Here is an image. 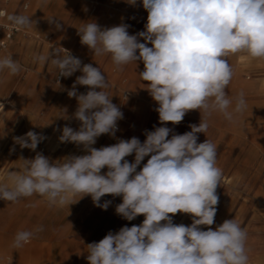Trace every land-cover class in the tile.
<instances>
[{"label":"clouds","instance_id":"1","mask_svg":"<svg viewBox=\"0 0 264 264\" xmlns=\"http://www.w3.org/2000/svg\"><path fill=\"white\" fill-rule=\"evenodd\" d=\"M127 3L135 6L137 0ZM142 6L147 22L145 30L135 35L129 34L127 24L102 28L94 21L78 34L94 55L110 54L117 68L143 62L139 76L158 105L155 111L162 126L145 130L143 143L132 137L93 147L102 134L114 137L117 122L123 119L104 90L108 87L104 73L92 64L82 66L66 49L64 55L55 49L34 57L42 64L50 59L61 77L82 73L68 91L78 101L74 118L80 127L64 126L59 141L82 146L86 154L51 161L37 153L33 159H23L22 171L9 174L10 184H0V199L15 202L39 194L50 206L69 207L91 196L96 207L107 210L111 201L101 203L102 197H122L116 214L128 221L143 215L144 220L89 243V264H248L247 233L235 219H226L214 230L200 227L214 224L222 170L217 166L216 145L208 139L198 143V134L207 131L206 117L212 113L220 112L231 121L247 106L240 93L229 111L233 100L226 88L234 72L226 57L244 53L264 59V0H142ZM7 20L17 28L35 23L26 15H8ZM49 21L61 28L54 17ZM5 69L16 75L21 66L8 55L0 58V72ZM77 84L88 87L86 94L77 93ZM190 110H203L205 118L199 125H189L190 131L169 138L173 129L165 125H178ZM44 139L28 131L16 143L35 151ZM133 154L134 162L125 159ZM177 213L189 214L191 225L175 224ZM33 235L30 230L18 231L14 247H23Z\"/></svg>","mask_w":264,"mask_h":264},{"label":"rangeland","instance_id":"2","mask_svg":"<svg viewBox=\"0 0 264 264\" xmlns=\"http://www.w3.org/2000/svg\"><path fill=\"white\" fill-rule=\"evenodd\" d=\"M13 14L29 16L35 23L15 33L7 47L0 46V58L11 55L21 66L16 75H10L7 69L0 72V184H10L9 174L22 171L23 159L42 153L56 161L78 155L82 148L59 141L64 126L74 130L80 127L74 118L78 101L69 97L68 91L82 73L78 70L58 83L59 69L50 59L43 64L34 59L55 49L62 55L66 54L64 49L68 50L82 61V66H98L107 80L104 90L123 112L115 136L102 134L93 147L99 149L132 137L143 143L145 130L162 126L155 111L158 105L144 88L147 82L139 76L144 70L143 62L117 68L110 54L94 55L81 44L78 34L92 21L102 28L123 23L129 25L128 31H144L148 13L142 0H137L135 6L127 0H12L8 15ZM53 17L61 24L60 29L49 21ZM226 59L234 72L226 88L233 100L229 111L240 93L247 106L242 113H234L231 121L220 112L212 113L206 117L207 131L198 134V143L208 139L216 145L217 166L222 170L214 224L200 227L214 230L226 219H235L247 233L248 264H264V59H251L244 53L230 54ZM80 89L77 84L78 94ZM125 91L131 92L127 99ZM201 118H205L203 110H190L178 125L168 122L165 126L173 129L169 138L190 131L189 125H199ZM28 131L46 137L35 151L16 143V138ZM149 158L145 157L137 171ZM125 159L134 162V154ZM106 171L102 169V173ZM105 201H111L107 210L96 207L91 196L69 207L50 206L47 198L39 194L15 202L0 199V264H89V243L99 242L109 231L138 226L144 220L143 215L128 221L116 214L122 197L106 195L101 203ZM173 222L189 226L192 219L189 214L177 213ZM21 230L33 231L34 235L23 247H14L15 235Z\"/></svg>","mask_w":264,"mask_h":264},{"label":"built area","instance_id":"3","mask_svg":"<svg viewBox=\"0 0 264 264\" xmlns=\"http://www.w3.org/2000/svg\"><path fill=\"white\" fill-rule=\"evenodd\" d=\"M10 0H0V46L5 48L7 47L9 41L13 38V36L15 35V33H18L20 31V28H17L15 25H13L12 23H5L4 19L7 15V9H8V4H9ZM26 7L28 6V2H26ZM94 67H98L96 65H93ZM65 77H61L59 76V72L57 75V82L61 83L64 80ZM88 87L87 86H81L80 89V94L84 93L86 94V92L88 91ZM131 96V92L130 91H125L124 92V98H129ZM118 129H119V125H118ZM142 222L138 223V226L141 224Z\"/></svg>","mask_w":264,"mask_h":264},{"label":"crops","instance_id":"4","mask_svg":"<svg viewBox=\"0 0 264 264\" xmlns=\"http://www.w3.org/2000/svg\"><path fill=\"white\" fill-rule=\"evenodd\" d=\"M13 1H15V0H13ZM94 9H96V5L94 6ZM142 31V30H141ZM129 32V34L130 35H135L136 33H138V30H136L135 28H132V29H130V31H128ZM140 42L141 43H144L145 41L141 38L140 39ZM150 44H148V46H149Z\"/></svg>","mask_w":264,"mask_h":264},{"label":"bare ground","instance_id":"5","mask_svg":"<svg viewBox=\"0 0 264 264\" xmlns=\"http://www.w3.org/2000/svg\"><path fill=\"white\" fill-rule=\"evenodd\" d=\"M11 1H12V0H10V2H9V4H8L7 15H6L5 19H4V22H5V23L8 22V21H7V16H8V10H9V5H10ZM26 9H27V8H26ZM20 29H21V28H20ZM84 154H86V152L81 148L80 151L78 152V155H84Z\"/></svg>","mask_w":264,"mask_h":264}]
</instances>
